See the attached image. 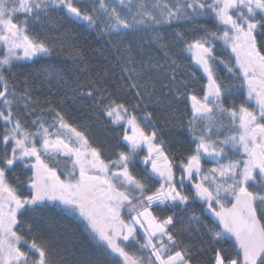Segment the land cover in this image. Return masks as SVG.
<instances>
[{
	"label": "snow or ice",
	"instance_id": "snow-or-ice-1",
	"mask_svg": "<svg viewBox=\"0 0 264 264\" xmlns=\"http://www.w3.org/2000/svg\"><path fill=\"white\" fill-rule=\"evenodd\" d=\"M61 13L107 38L110 47L94 50L97 63L65 43L71 36L57 24ZM142 34L164 50L167 64L145 58ZM217 42L231 62L217 55ZM0 46V264H200L207 251L210 264H264V0H0ZM69 48L87 76L74 78L70 99L122 128L116 146L126 150L94 146L88 120L75 122L55 99L37 115L27 77L18 89L17 61ZM183 53L207 81L203 95L192 87L194 73L177 71ZM219 64L237 84L216 74ZM42 71L64 79L62 69ZM155 80L188 105L186 142L165 140L166 123L155 112H167L172 101L156 95ZM176 118L172 112L164 121ZM62 159L71 160L70 170ZM21 165L31 173L24 179L14 175ZM197 201L199 215L189 211ZM51 207L83 218L79 243L75 232L52 226ZM89 244L94 250L81 252Z\"/></svg>",
	"mask_w": 264,
	"mask_h": 264
},
{
	"label": "trees",
	"instance_id": "trees-1",
	"mask_svg": "<svg viewBox=\"0 0 264 264\" xmlns=\"http://www.w3.org/2000/svg\"><path fill=\"white\" fill-rule=\"evenodd\" d=\"M53 15L55 16L56 14L54 13ZM198 23L207 25L208 28L212 31L216 30L215 24L212 22L211 19H201ZM57 24L62 25L69 30L71 40L66 41L65 43H71L82 48L84 50V54L89 57L92 63H97L100 60L99 57H96L94 50L100 49L102 46L110 47L107 38L105 36L99 35V29L97 28H90L83 22L74 24L69 21L67 16H64L62 13L60 14V17L57 20ZM33 26L35 27L37 33H40L42 30H44L39 25ZM187 27L192 26L189 25ZM181 30H183V28ZM170 32V29L164 32L165 37L170 38ZM50 35L59 36L60 33L51 32ZM142 35H144L145 58H150L153 63L167 64L168 58L165 56L164 50L159 48L155 44L148 43L147 34ZM3 52V46H0V55H2ZM217 55H222L223 59L226 61H229V59L231 58L230 54L220 47L219 42H217ZM93 57H95V59H93ZM176 58L178 60V63L181 65V68L177 69L178 73L182 72L184 78H188L189 72L194 73V76L198 77L197 74H199V72L194 66V62L191 59L190 53H183ZM46 67L54 68L56 71H60L62 69L64 79L60 80L56 77L55 73L53 74V76L48 77L46 73H43L42 71V69ZM78 67H82V65H79L77 62L73 61L71 56V49L69 48L68 51H64L60 55L49 56L45 58L34 57L32 58V60L17 61L13 68V71L16 73L15 82L17 84L18 89L23 88V84L21 82L25 79V77L28 78L30 87L33 91V98H38L40 101V104L38 106L34 105V107L36 108L37 115L41 114L42 108L46 109L48 107V105L45 103L46 99H55L57 101L56 106L61 108V110L64 111L66 114L70 113L74 118L75 122L79 123L84 121L85 119L88 120V122L91 124L90 140H93L95 142L94 146L95 144L103 143L109 153H112L116 150H126L123 149V145H121L119 149H117L116 146V134L122 132V128L115 125H110L108 123L107 118L99 114L90 112L89 110L84 108L79 102L74 104L70 99V97L72 96L71 89L75 88L77 82V79L74 78H78L81 81L87 79V76H84L77 71ZM115 71L119 72V69L117 68ZM216 74L220 78L225 80H228L230 76V73L227 71V68L223 64H219L216 66ZM202 79L203 82H205V79L203 77ZM64 81H67V83H65ZM154 83L157 90L156 95H160L161 98H164L166 96L169 100L172 101V107H170L167 112L161 111L160 109H156L155 112L158 117V121L166 123V131L168 132V135L164 137L165 140H170L173 144H175L176 141L186 142L188 139V133H186L185 131L186 127H182V125H184L185 122L189 119L188 116L190 115L186 102H178L177 100L173 99V95L168 92V88L162 87V83L160 80H155ZM163 84L166 85L167 81H163ZM192 87L196 89V91L201 93L200 88H198L197 86V78H194ZM62 98L64 99V103L60 104V100ZM153 99H155V96L153 97ZM87 103L88 101H84V104ZM148 110L153 111L154 106L150 104ZM20 111L23 112L24 109L21 108ZM172 112H175L177 118L175 120L165 122V115H170ZM30 119H35V117L33 116L29 118V122ZM44 119L46 122L50 123L52 117L44 115ZM2 127L3 122L0 121V128ZM139 156L141 157V151L139 153ZM113 158L115 157L113 156ZM55 159L61 158L55 157ZM61 162L64 168L69 170L71 169V160L62 159ZM142 170L143 165L142 163H139L137 165V171L142 172ZM25 174L31 175L30 172H27L26 169H23L22 165L18 166L15 169L14 175L20 176L21 179H24ZM9 180L10 182L14 183L11 174L9 175ZM51 203L55 205L58 202ZM61 207H63V205H61ZM170 211L171 210L169 209L167 212L162 214H169ZM189 211H195L198 215L201 214V203L199 201L195 202ZM47 215L53 217L54 221L56 222L52 225L53 227L58 225L61 230L67 228L70 232L76 233V239L78 243L81 241L84 232V222L82 217H80L78 214H73V216L65 217L61 214L59 209L55 207H51ZM202 219L209 225H213L214 221H216V218L212 216L211 213L203 214ZM39 225L43 229L49 227L48 222L45 220H41L39 222ZM182 238L185 239L186 242L190 239L189 237H187V235ZM225 247H228L229 251H235V249L232 248L230 242L225 245ZM93 250L94 245L91 244L83 246L81 248V252H91ZM77 256H80V253H77ZM210 258L211 252L207 251L203 255H199L197 259L199 260L200 264H210Z\"/></svg>",
	"mask_w": 264,
	"mask_h": 264
},
{
	"label": "flooded vegetation",
	"instance_id": "flooded-vegetation-1",
	"mask_svg": "<svg viewBox=\"0 0 264 264\" xmlns=\"http://www.w3.org/2000/svg\"><path fill=\"white\" fill-rule=\"evenodd\" d=\"M230 57H231V58L229 59V61L231 62V61H232V56L230 55ZM192 60H193V59H192ZM193 62H194V66H195L196 70L199 72V74H197L198 77L194 76V78H197V86H198V88H201V87H203V86H206V83H207L206 79H205V82H203V79H202V72L199 70L198 66L195 65V61H194V60H193ZM198 78H199V79H198ZM230 78H231V73H230V76H229L228 80H230V82H231L232 84H237V83H238L237 80H235V79H230ZM195 90H196V89H195ZM196 94H197V95H203L202 92L199 93L198 91H196ZM233 99H235V100L237 101V103H241V102L244 101V96L241 95V96H238V97H233ZM226 103H228V101H226ZM186 105H187V103H186ZM187 107H188V105H187ZM188 118H190V115L188 116ZM188 118H187V119H188ZM185 131H186V133H187L186 128H185ZM145 154H146V153H145L143 150H141V157H143ZM229 155H232V154L229 153ZM232 158H233V159H238V157H236V156H233ZM142 165H143V164H142ZM206 166L210 167V166H213V165H206ZM143 167H144V165H143ZM157 186H158V185H157ZM186 187H187V186H186Z\"/></svg>",
	"mask_w": 264,
	"mask_h": 264
},
{
	"label": "rangeland",
	"instance_id": "rangeland-1",
	"mask_svg": "<svg viewBox=\"0 0 264 264\" xmlns=\"http://www.w3.org/2000/svg\"><path fill=\"white\" fill-rule=\"evenodd\" d=\"M89 2H92V1L89 0ZM132 251H135V249H132Z\"/></svg>",
	"mask_w": 264,
	"mask_h": 264
}]
</instances>
